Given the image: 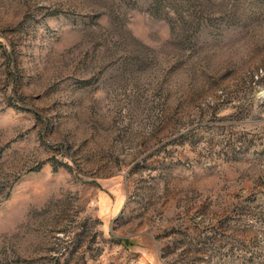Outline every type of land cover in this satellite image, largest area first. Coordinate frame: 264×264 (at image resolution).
Returning a JSON list of instances; mask_svg holds the SVG:
<instances>
[{
  "label": "rangeland",
  "instance_id": "rangeland-1",
  "mask_svg": "<svg viewBox=\"0 0 264 264\" xmlns=\"http://www.w3.org/2000/svg\"><path fill=\"white\" fill-rule=\"evenodd\" d=\"M0 264H264V0H0Z\"/></svg>",
  "mask_w": 264,
  "mask_h": 264
}]
</instances>
